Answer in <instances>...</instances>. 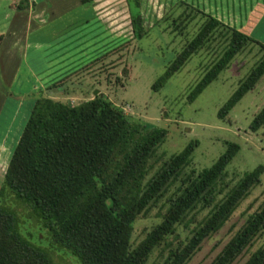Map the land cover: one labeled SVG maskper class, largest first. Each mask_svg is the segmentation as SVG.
<instances>
[{
  "label": "trees",
  "instance_id": "trees-1",
  "mask_svg": "<svg viewBox=\"0 0 264 264\" xmlns=\"http://www.w3.org/2000/svg\"><path fill=\"white\" fill-rule=\"evenodd\" d=\"M126 3L133 36L141 37L147 31L141 0ZM178 3L183 9L172 18L173 29L182 32L195 15H199L200 22L154 80L153 89L162 86L191 54L218 41V55L187 94L191 101L237 53L257 46L259 56L253 66L217 111L224 118L264 74V41L186 0ZM14 5L16 9L30 6L28 0H17ZM123 70L126 72V67ZM66 78L54 80L37 94L32 92L34 103L5 167L0 184V264H57L52 249L70 253L80 264H144L152 249L175 229L191 207L199 200L207 205L214 198L215 182L224 174L239 144L227 142L225 150L184 186L162 218L132 246L136 216L145 213L174 182L198 141L193 139L171 153L145 180L149 159L166 128L131 119L122 106L101 92L72 104L53 97L52 89L57 91V85ZM263 124L264 105L254 114L249 127L256 131ZM263 170L264 165L257 164L246 171L210 208L191 235L169 250L162 264H183L260 181ZM24 215L45 229L39 235L46 234L48 246L37 244L23 233ZM263 231L264 202L247 216L208 264H230ZM242 264H264V244L257 246Z\"/></svg>",
  "mask_w": 264,
  "mask_h": 264
},
{
  "label": "rangeland",
  "instance_id": "rangeland-1",
  "mask_svg": "<svg viewBox=\"0 0 264 264\" xmlns=\"http://www.w3.org/2000/svg\"><path fill=\"white\" fill-rule=\"evenodd\" d=\"M178 1L141 0L147 29L141 37L133 36L126 0L106 1L105 47L101 46L100 53L96 55L94 54L99 51L98 47H88L91 51L96 48L89 60L86 59V50H82L80 46L74 47L75 67L67 74L64 73L67 78L57 85V91L52 89L50 93L53 97L72 104L101 92L112 102L122 106L131 119L165 127L166 134L149 159V170L145 180L171 153L179 151L189 141L197 139L198 143L174 182L158 200L150 204L145 213L136 216L130 238L132 246L162 218L171 200L184 186L225 150L227 142L234 141L239 144V149L226 165L224 174L215 182L214 198L207 205L203 204V200H199L191 207L176 224L175 229L152 249L144 264H162L169 250L183 243L191 235L194 228L209 213L210 208L246 171L257 164L264 165V124L256 131L249 127L254 114L264 105V74L255 86L233 105L224 118L217 114L219 107L235 89L240 79L249 72L259 56L257 46H249L237 53L229 65L191 101L187 99V94L206 66L218 55V41H213L209 46L191 54L184 65L169 76L162 86L158 89L152 88L154 80L165 70L187 39L194 34L200 22L199 15H195L186 22L182 32L173 29L172 18L183 9ZM233 1L235 5L231 9L237 11L231 10L230 16L234 22L238 20L239 25L246 23L248 27L244 30L264 41V5L260 4V1L264 0ZM122 44L124 46L121 49ZM107 51L106 56L100 60L85 65L94 56ZM37 62L41 66L44 64L42 60ZM32 64L38 66L37 63ZM124 67L127 69L126 72L123 70ZM23 69L25 72L26 67L22 63L20 72H23ZM65 75L62 74L60 78ZM9 91L13 92L14 89L9 88ZM34 92L37 94L38 90ZM31 97L32 92L26 96L24 94L26 99ZM5 167L0 165V184ZM263 202L264 170L260 175V181L251 187L249 193L240 200L223 224L205 237L183 264H208L247 216ZM21 221L24 234L37 244L49 245L46 234L39 235V232L45 233L39 222H32V218H25V215ZM28 232H31V236ZM261 244H264V231L259 233L253 243L245 247L230 264H242ZM52 255L57 264H80L76 257L61 250L52 249Z\"/></svg>",
  "mask_w": 264,
  "mask_h": 264
},
{
  "label": "crops",
  "instance_id": "crops-1",
  "mask_svg": "<svg viewBox=\"0 0 264 264\" xmlns=\"http://www.w3.org/2000/svg\"><path fill=\"white\" fill-rule=\"evenodd\" d=\"M16 1L0 0V165L4 167L34 103L33 96L26 99L24 94L44 89L74 68V47L86 50L89 60L96 48L88 47H98L96 55L107 38L108 0H28L26 9H16ZM186 1L242 30L248 27L231 18L233 0ZM22 63L25 72H20Z\"/></svg>",
  "mask_w": 264,
  "mask_h": 264
}]
</instances>
